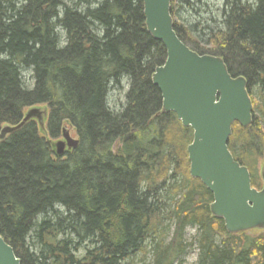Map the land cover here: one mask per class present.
<instances>
[{
  "label": "trees",
  "instance_id": "16d2710c",
  "mask_svg": "<svg viewBox=\"0 0 264 264\" xmlns=\"http://www.w3.org/2000/svg\"><path fill=\"white\" fill-rule=\"evenodd\" d=\"M170 13L184 44L246 79L252 121L232 125L228 149L259 189L264 0H171ZM165 59L141 0H0V128L47 113L44 128L29 120L0 140V235L20 264H181L188 226L196 264H264V230L228 233L189 174L192 130L161 112L151 81ZM65 127L78 143L59 155L49 138Z\"/></svg>",
  "mask_w": 264,
  "mask_h": 264
},
{
  "label": "water",
  "instance_id": "95a60500",
  "mask_svg": "<svg viewBox=\"0 0 264 264\" xmlns=\"http://www.w3.org/2000/svg\"><path fill=\"white\" fill-rule=\"evenodd\" d=\"M171 0H141L148 33L166 50L151 81L161 95V112H173L182 126L192 130L187 146L189 174L212 193L211 214L223 220L228 233L264 230V169L262 187L251 185L250 173L228 149L232 125L248 127L253 105L243 76H232L221 57L198 54L184 44L173 28ZM46 111L31 108L16 125L0 128V140L36 119L42 127ZM55 152L76 147L78 140L62 130ZM0 264H20L13 248L0 235Z\"/></svg>",
  "mask_w": 264,
  "mask_h": 264
},
{
  "label": "rangeland",
  "instance_id": "374dc122",
  "mask_svg": "<svg viewBox=\"0 0 264 264\" xmlns=\"http://www.w3.org/2000/svg\"><path fill=\"white\" fill-rule=\"evenodd\" d=\"M204 1H205V3H208L209 7L213 6V8H215V7L219 8V7H221V4H222L223 0H204ZM193 14L194 13H190L189 11L185 10V8H181L180 16H181L182 19H180V20L183 23H185V24L194 25L199 20L195 16L193 17L192 16ZM123 85H125V82H123ZM114 93H115V91H114ZM109 100L112 101L110 103V106L112 108H115L116 105H114L115 104L114 102H118L119 101L120 104H123V102H124L123 94H117V91H116V93L112 96V99L109 98ZM45 120H46V118H45ZM44 127H45V122H44ZM65 129H67L69 131L70 136L72 138H75V139L77 138V135H76L75 131L73 130V128H66L65 127ZM49 140H51L52 143H56L57 141L63 140L62 133H60V135L57 136L54 139L49 138ZM263 169H264V158H262L260 160V162H259V167H258L259 174H260L261 170H263ZM166 225L169 227L166 230V234H167L166 235V241H168L170 239L171 235H172L173 225H171L168 221L166 222ZM196 234H197V231H196L195 227H193V226L186 227L185 232H184V239H185V241L187 243L192 242V245H189L187 247V249L185 250V252L182 254V256L180 258L181 259V264H196V262H197V254H198V249H197V245H196V242H195ZM136 261H137V259H136ZM150 261H151V255L148 254L146 256L145 264L150 263ZM137 264H142V263L138 262ZM174 264H178V261L174 262Z\"/></svg>",
  "mask_w": 264,
  "mask_h": 264
}]
</instances>
